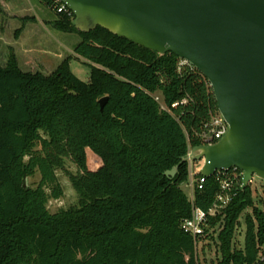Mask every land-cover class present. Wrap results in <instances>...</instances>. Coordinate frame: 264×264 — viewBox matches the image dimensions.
Instances as JSON below:
<instances>
[{
    "label": "trees",
    "instance_id": "obj_1",
    "mask_svg": "<svg viewBox=\"0 0 264 264\" xmlns=\"http://www.w3.org/2000/svg\"><path fill=\"white\" fill-rule=\"evenodd\" d=\"M40 1L55 13L47 23L80 41L50 75L22 70L13 50L0 64V264H202L181 223L193 206L208 211L220 186L209 178L193 200L181 186L189 180L182 160L218 111L208 79L173 53L102 27L80 31L70 9L58 11L62 1ZM73 57L89 65L88 82L72 72ZM65 159L78 168L71 180L80 201L51 213ZM36 171L38 186L24 187ZM211 228L201 252L216 247L212 264H256L264 215L250 187Z\"/></svg>",
    "mask_w": 264,
    "mask_h": 264
},
{
    "label": "water",
    "instance_id": "obj_2",
    "mask_svg": "<svg viewBox=\"0 0 264 264\" xmlns=\"http://www.w3.org/2000/svg\"><path fill=\"white\" fill-rule=\"evenodd\" d=\"M75 27H102L160 54L173 53L211 84L229 125L216 144L194 146L183 162L200 174L244 171L243 190L264 180V0H63ZM108 98L100 100L103 109ZM178 166L166 171L174 177ZM24 187H27L24 184Z\"/></svg>",
    "mask_w": 264,
    "mask_h": 264
},
{
    "label": "rangeland",
    "instance_id": "obj_3",
    "mask_svg": "<svg viewBox=\"0 0 264 264\" xmlns=\"http://www.w3.org/2000/svg\"><path fill=\"white\" fill-rule=\"evenodd\" d=\"M54 17V11L40 0H0V64L5 65L7 63L12 50L17 56L15 49L10 48L9 45L14 44L19 39V34L22 33L24 27L25 56L21 55L22 70L40 71L50 75L57 70L65 58L75 56L74 48L77 42L80 41L79 36L53 29L47 21L53 20ZM70 66L72 72L81 80L85 82L90 80V67L84 60L73 57ZM77 173L78 168L70 159H65L64 167L56 171L63 189V196L59 199L50 198L48 200L47 208L51 213H57L61 209H69L78 205L80 195L71 180V176L77 175ZM40 180V172L36 171L34 175L25 178L24 184L27 187L35 188ZM181 187L190 198L191 190L188 187V181L182 184ZM249 187L253 202L255 206H258V200L264 196V180L254 176ZM47 192L49 193L50 190L47 189ZM246 213L252 214L253 208H248ZM245 232L246 226L244 224L241 233L237 234V241L241 244L245 238ZM202 245L199 246L198 252L202 264H212V260L217 262L216 247L213 245L212 248L206 249L203 253L201 252Z\"/></svg>",
    "mask_w": 264,
    "mask_h": 264
},
{
    "label": "built area",
    "instance_id": "obj_4",
    "mask_svg": "<svg viewBox=\"0 0 264 264\" xmlns=\"http://www.w3.org/2000/svg\"><path fill=\"white\" fill-rule=\"evenodd\" d=\"M58 1L63 2V0ZM68 9V6L64 2L61 3L58 7L59 12H64ZM228 129V123L218 110L217 112L212 114L211 120L207 125V130L202 134V144L213 145L218 143L227 134ZM191 149L189 150V153ZM204 163V159L201 161L189 162L188 187L191 190V200L194 199V194L196 191H203L205 189L206 182L209 179L200 174V170L204 166ZM212 177H215V180L219 183L220 186V190L216 195V199L212 207L208 211H206L199 207L193 206L191 217L184 219L181 223V229L186 234L192 236L195 239L196 250L198 252L199 246L203 244V248L204 243L207 242H203V238H207V234H211L212 232H214V230L211 228V218L222 214L224 210L238 197L239 191H244L242 189L244 171L238 167H232L228 170H219ZM256 207L264 215V210H262L264 209V196L260 198V200H258V206ZM251 215L253 221L257 223V219L254 214L252 213ZM240 221H244V218L242 217ZM216 228L217 229L215 230H217V232L221 230L220 226H217ZM240 233L241 231L238 232V234ZM217 235L218 233H216V236ZM256 264H264V240L258 243V258Z\"/></svg>",
    "mask_w": 264,
    "mask_h": 264
},
{
    "label": "crops",
    "instance_id": "obj_5",
    "mask_svg": "<svg viewBox=\"0 0 264 264\" xmlns=\"http://www.w3.org/2000/svg\"><path fill=\"white\" fill-rule=\"evenodd\" d=\"M9 47L10 48L13 47L15 49L16 54H17V58H18V61L20 64L22 62L21 61V55L25 56V27H24V30H22V33L19 34V39H17V41L14 44H10ZM20 67H21V64H20Z\"/></svg>",
    "mask_w": 264,
    "mask_h": 264
}]
</instances>
